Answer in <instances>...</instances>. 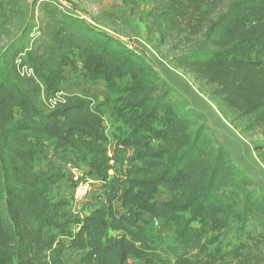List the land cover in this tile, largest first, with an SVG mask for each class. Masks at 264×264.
I'll return each instance as SVG.
<instances>
[{
	"label": "trees",
	"instance_id": "16d2710c",
	"mask_svg": "<svg viewBox=\"0 0 264 264\" xmlns=\"http://www.w3.org/2000/svg\"><path fill=\"white\" fill-rule=\"evenodd\" d=\"M203 3L170 0L161 17L196 34ZM201 32L188 49L164 58L243 137L259 138L254 151L264 164V0H231ZM67 67L80 68L89 87L66 94ZM97 81L108 103L91 91ZM104 109L117 124L112 157ZM51 151L100 178L107 206L81 217L68 210L70 199L54 198L66 172ZM38 157L45 169L37 168ZM153 218L172 223L180 246L201 254L179 255L175 264H264V188L138 47L72 13L9 32L0 43V264H65L72 249L84 251L78 264H128L129 255L148 264L145 226ZM252 220L261 230L249 242L207 251V237ZM111 229L122 233L108 237Z\"/></svg>",
	"mask_w": 264,
	"mask_h": 264
},
{
	"label": "rangeland",
	"instance_id": "374dc122",
	"mask_svg": "<svg viewBox=\"0 0 264 264\" xmlns=\"http://www.w3.org/2000/svg\"><path fill=\"white\" fill-rule=\"evenodd\" d=\"M169 1L170 0H0V26L2 28L0 29V43H4L9 38V32L15 34L23 25L32 23L40 25L41 21H45L51 15L59 13L76 14L88 21H94L96 25L101 28L113 31L117 36L121 37L124 42L138 47L157 68H166L170 71L168 67H171L182 83H186L200 94L195 93L191 99V102L195 103L196 107L204 111L203 106L206 107L207 105L215 114L220 115V119L225 120L226 118L221 115L217 105L211 101L205 93L202 94L198 90L197 82L184 70L174 68L170 61L164 58V56L179 54L182 50L188 49L195 41L199 40L202 34L201 31L205 28V25L210 20L214 19L220 12L224 11L231 0H203L204 6L202 10L205 12V21L200 24L203 26L199 28L200 30L196 34L182 22H176L174 25L172 21H163L161 15L163 16V9ZM32 36H39L40 38L38 31H35ZM180 81L177 80L179 83ZM183 86L182 84H176L175 88L177 89L173 88L179 93L182 90H178V88ZM83 87H89L83 77L80 75L72 76L70 73H66L64 92L70 94L79 93ZM91 91L96 93L103 102L108 103L110 96L107 93L105 94L106 91L102 82L97 81L91 84ZM186 93L187 92H185V94ZM187 95H192L190 90ZM193 109L201 113V111L195 108ZM16 116H19L18 111L16 112ZM201 116L202 119L206 121L204 119L206 116L203 114ZM226 120L229 122L228 119ZM108 121L109 119L104 120V125L110 138V151H113L117 124L115 121L113 123H108ZM122 127L124 128L126 126L122 125ZM239 138L250 142L254 148L253 141H256L255 139L257 138L250 140L243 137L241 134L238 136V139ZM228 139L230 141L235 140L234 136H229ZM257 140L259 141V138ZM60 159L63 160L64 157H57V160ZM58 163L57 161V164ZM112 164L119 168L118 163L112 161ZM36 166L37 168L45 169V163L40 157L37 158ZM99 188L100 185L97 187V192L94 194L95 199L92 204L94 209L100 205L107 206V203H103L100 199L102 196L99 194ZM67 189L69 188H66L65 191ZM68 197H71L70 189L67 195L61 192L60 186L55 189L54 198L68 201ZM90 197L91 196L88 198ZM166 197L169 196L168 194L166 195L165 192L159 193L160 199H165ZM88 198L84 200L81 207V209L84 208L83 211H87L86 213L93 207L88 201ZM87 205L90 207L86 210L85 206ZM115 206L119 209L120 214L123 213L120 201L116 202ZM68 210L70 211L69 208ZM72 214L77 213L72 212ZM144 217L148 219L149 215L145 214ZM156 220L157 219L153 218L152 222L145 226V231L150 233L146 241V257L148 259V264H175L174 261L179 255L193 259L201 256L197 248H183L180 246L175 237L174 225L172 223H161V221L159 222ZM134 230H136V228ZM260 230L261 227L259 226L258 220H252L243 226L232 222L226 230L207 237V241L204 245L207 251H225L232 247H236L240 241L249 242V236L255 235L256 232ZM120 233L122 232L111 229L108 233V237H113ZM81 254L82 252L78 249L66 251L63 258L64 263L78 264Z\"/></svg>",
	"mask_w": 264,
	"mask_h": 264
},
{
	"label": "crops",
	"instance_id": "0c3cea01",
	"mask_svg": "<svg viewBox=\"0 0 264 264\" xmlns=\"http://www.w3.org/2000/svg\"><path fill=\"white\" fill-rule=\"evenodd\" d=\"M146 57H147V55H146ZM168 68H170V71L166 68L165 69H159V67H158L162 77L166 81H168L172 85V87L175 88L176 84L184 85L183 87L178 88V90L179 89L182 90L179 93L182 96L184 95L183 97L190 104L191 99L195 95V93L199 94L198 91H196L195 89H192L186 83H182L180 81V78L176 74V72H174L171 67H168ZM79 72H80V68H79L78 72L75 73V72H73L72 69L67 67L65 74L70 73L72 76H77ZM177 80H179L181 84L179 82H177ZM175 89H177V88H175ZM189 90H190V93H192V95H187ZM184 91L187 93L185 94ZM66 94H70V93H66ZM105 94H106V92H105ZM99 100H101V99L99 98ZM190 105L193 108H195L196 110L201 111L198 107H196L195 103L191 102ZM203 108H204V111H201V113L206 116V118H204L206 120L205 122L212 129L215 138L219 141V143L221 145H223L229 151L230 156L233 159V161L240 168H242L247 173V175L249 177H251L260 186H262L264 188V164L258 159L252 144L250 142L244 141L240 138L238 139V136L240 135L239 132L237 130H235L232 127V125L226 119L225 120L223 119L224 121L222 119H220L219 118L220 115L215 114L214 111L210 110V108H208L207 105H206V107L203 106ZM104 112H105V117H104L105 119L104 120L109 119L108 123H111V122L113 123L114 119L109 117L106 109H104ZM201 113H199V114L202 115ZM229 136H234L235 140L230 141L228 139ZM49 156H50V158L54 164H56L58 166H60V164H61L63 166L64 161H62L61 159L57 160V157L63 156L62 153H57L56 155H54V153L51 151V152H49ZM64 156H66V154H64ZM57 161L59 162L58 164H57ZM90 177L93 180V185H92V190H91L90 194L88 195V197L89 196H91V197L90 198L87 197V198H88V201L90 202V204L92 205L94 202L93 200L95 199L94 194L97 192V187L100 185V188H99V194L100 195L103 192V187H102V184H100V183H102L101 179L98 178L94 173L90 174ZM60 188H61L62 193L64 192L65 195L69 194V189H67L65 191L66 188H69V183H68L67 179H64L61 181ZM69 199H70V197H68V200ZM100 199L103 201V203H105L103 197H101ZM82 204L83 203H81V202L80 203H74L70 199V201H68L67 207L68 208L70 207V210H72V212L77 213L81 217L88 215L94 209V206L92 205L93 207H91V210L88 213H86L87 211H83L84 208L81 209ZM89 205L85 206L86 210L89 209V207H90ZM74 210H79V211H74ZM80 251L82 252V254L84 253V251H82V250H80ZM126 262L128 264H142L141 260H138L131 255H129L127 257Z\"/></svg>",
	"mask_w": 264,
	"mask_h": 264
},
{
	"label": "built area",
	"instance_id": "2783aa9c",
	"mask_svg": "<svg viewBox=\"0 0 264 264\" xmlns=\"http://www.w3.org/2000/svg\"><path fill=\"white\" fill-rule=\"evenodd\" d=\"M22 71L28 75L32 74L31 69L24 68ZM57 98H59V95L50 98L48 101L49 105L53 106L56 103ZM108 155L109 157H112V151H110V149ZM65 158L63 160V167L66 172V179L70 186V199L74 203H83L92 190L93 180L84 166L80 163L74 162L67 156H65Z\"/></svg>",
	"mask_w": 264,
	"mask_h": 264
}]
</instances>
